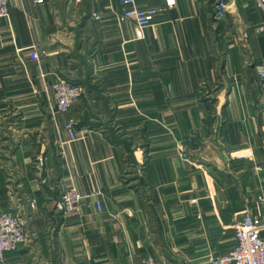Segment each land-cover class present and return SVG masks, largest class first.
Segmentation results:
<instances>
[{"label":"crops","instance_id":"1","mask_svg":"<svg viewBox=\"0 0 264 264\" xmlns=\"http://www.w3.org/2000/svg\"><path fill=\"white\" fill-rule=\"evenodd\" d=\"M37 1L8 0L0 20V212L29 234L6 262L212 264L264 213V8L136 0L158 10L141 29L123 0ZM57 76L84 87L66 113ZM70 189L87 197L62 217Z\"/></svg>","mask_w":264,"mask_h":264},{"label":"built area","instance_id":"2","mask_svg":"<svg viewBox=\"0 0 264 264\" xmlns=\"http://www.w3.org/2000/svg\"><path fill=\"white\" fill-rule=\"evenodd\" d=\"M44 0H38L43 3ZM166 6L171 8L175 5V0H165ZM123 4L129 9L123 13V18L133 21L139 28H145L153 24L157 17L158 10L155 8L141 9L137 6L136 0H123ZM259 6L264 8V0H257ZM212 6L216 19H223L228 11V3L225 0H212ZM9 17L8 0H0V20ZM99 19V15H95ZM264 28L259 29L262 31ZM33 59H38V54L31 53ZM260 76L264 80V69H261ZM54 97L55 109L58 113L68 112L81 98L84 87L74 84L67 79L57 76L51 85ZM66 129L72 140H77L78 134L73 122L66 125ZM47 157L41 153L34 159V166L38 176L46 183ZM95 193L94 195H100ZM93 196V195H92ZM87 196L82 195L76 189L64 191L55 206L62 217L78 213L81 210L83 201ZM99 210H102L98 202ZM264 213L256 214L246 211L242 218L234 225L235 245L223 254L212 259V264H264ZM28 227L22 217L11 211L0 212V264H8L5 255L8 252L17 250L21 245L29 242ZM141 264H163L159 260L149 257Z\"/></svg>","mask_w":264,"mask_h":264}]
</instances>
